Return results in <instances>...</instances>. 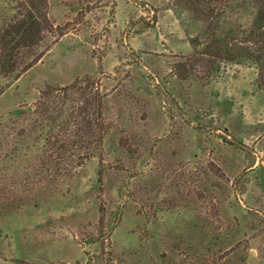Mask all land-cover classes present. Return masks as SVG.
I'll return each mask as SVG.
<instances>
[{
    "label": "rangeland",
    "instance_id": "rangeland-1",
    "mask_svg": "<svg viewBox=\"0 0 264 264\" xmlns=\"http://www.w3.org/2000/svg\"><path fill=\"white\" fill-rule=\"evenodd\" d=\"M48 15L49 48L0 95V264H264L255 67L200 61L197 21L173 0H50ZM225 20L248 28L250 1ZM76 79L106 94L104 115L123 122L107 140L132 151L101 180L89 155L71 175L53 163L41 175L40 148L17 131L43 90Z\"/></svg>",
    "mask_w": 264,
    "mask_h": 264
},
{
    "label": "trees",
    "instance_id": "trees-1",
    "mask_svg": "<svg viewBox=\"0 0 264 264\" xmlns=\"http://www.w3.org/2000/svg\"><path fill=\"white\" fill-rule=\"evenodd\" d=\"M49 1L0 0V95L49 48L48 34L53 33ZM234 1L173 0V3L181 6L192 21H197V31L190 36V43L193 52L202 56L200 61L209 57L214 61L250 64L256 69L257 86L264 90V0H249L248 28H235L233 23L226 22L225 16ZM83 82L87 80L76 79L67 86L43 90L36 107L27 109L33 117L31 123L17 130L29 151L31 147L40 148L41 175L49 174L51 163L57 175H71L89 155L98 158L101 180L104 168L119 165L123 158L132 156L131 149L124 147V139H114L116 132L110 131L109 143L117 146L121 156H116L113 162L108 160L110 151L104 148L109 144L107 132L112 125L122 128L123 122L119 114L115 120L104 115L108 109L106 94L98 89L88 90L89 86ZM104 119L113 122L106 124Z\"/></svg>",
    "mask_w": 264,
    "mask_h": 264
}]
</instances>
